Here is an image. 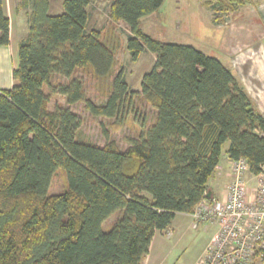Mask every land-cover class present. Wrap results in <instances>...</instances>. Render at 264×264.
<instances>
[{
    "label": "trees",
    "instance_id": "16d2710c",
    "mask_svg": "<svg viewBox=\"0 0 264 264\" xmlns=\"http://www.w3.org/2000/svg\"><path fill=\"white\" fill-rule=\"evenodd\" d=\"M31 11L18 44L14 84L0 89V264H142L152 236L176 212L192 213L205 198L221 157L244 158L249 172L264 164V114L230 67L187 44L162 42L140 19L164 0H111L108 17L128 29L136 60L154 55L139 94L154 109L136 137L120 149L81 136V118L69 105L82 102L94 116L122 122L132 111L122 69L101 102L90 99L74 75L89 68L107 77L115 57L101 32L87 28L92 0H24ZM9 44V19L0 0V46ZM55 77L68 79L54 82ZM62 95L65 105L54 103ZM57 169L66 188L49 194ZM120 215L108 230L103 223Z\"/></svg>",
    "mask_w": 264,
    "mask_h": 264
},
{
    "label": "rangeland",
    "instance_id": "374dc122",
    "mask_svg": "<svg viewBox=\"0 0 264 264\" xmlns=\"http://www.w3.org/2000/svg\"><path fill=\"white\" fill-rule=\"evenodd\" d=\"M61 1L51 0L53 10ZM110 1H91L87 28L96 26V30H101L102 39L107 40L112 48L115 57L112 72L107 77L97 78L87 67L76 70L74 75L83 81L86 95L99 103L105 100L115 73L122 69L129 90L134 92L129 107L132 111L118 122L114 118L90 114L82 102L69 105V108L80 116V133L85 139L99 146L106 141H114L120 149H125L127 138L139 134L141 122L148 127L154 120V109L139 94L142 76L152 68L154 55L144 50L135 61L131 59L126 46L130 33L128 27L122 22L108 20ZM18 7L28 19L30 6L19 0ZM96 11L99 14L94 25L92 14ZM140 28L155 40L191 45L219 59L230 67L237 81L246 88L254 108L264 114V0H164L156 11L141 20ZM67 80L53 79L54 82ZM54 103L65 105V99L54 94L49 108ZM227 145L228 142L223 144L220 159L225 156ZM219 162L218 169L223 165V159ZM250 178L248 173L246 182L252 188L254 182ZM214 181L215 176L212 175L209 182L213 184ZM65 188V172L57 169L48 193H59ZM119 215V212L112 214L102 229L108 230Z\"/></svg>",
    "mask_w": 264,
    "mask_h": 264
},
{
    "label": "built area",
    "instance_id": "2783aa9c",
    "mask_svg": "<svg viewBox=\"0 0 264 264\" xmlns=\"http://www.w3.org/2000/svg\"><path fill=\"white\" fill-rule=\"evenodd\" d=\"M248 173L252 188L246 182ZM191 215L195 223L217 225L199 264H253L264 257V164L252 174L244 158L232 160L225 197L203 198Z\"/></svg>",
    "mask_w": 264,
    "mask_h": 264
},
{
    "label": "crops",
    "instance_id": "0c3cea01",
    "mask_svg": "<svg viewBox=\"0 0 264 264\" xmlns=\"http://www.w3.org/2000/svg\"><path fill=\"white\" fill-rule=\"evenodd\" d=\"M2 2L4 14L9 19V44L0 46V89H9L14 84L12 70L17 64L18 44L27 33V17L18 7L19 0H2ZM61 11L62 1L53 10L50 0L48 13L55 15ZM98 14L97 11L92 14L94 15V25ZM87 15L88 25L89 6L87 7ZM143 18L140 19V24ZM108 20H110L109 17ZM94 27L90 29H96ZM99 31L101 32V30ZM257 108L261 111L260 107ZM224 155L222 158L223 165L220 169L216 167L212 174L215 176V181L213 184L209 181L207 183L205 199H222L225 197L226 186L230 180L232 160L226 153ZM216 231L217 225L213 222L195 223L191 213L176 212L170 225L163 231H156L152 236L148 253L142 260V264H199ZM253 264H264V258L261 261H254Z\"/></svg>",
    "mask_w": 264,
    "mask_h": 264
}]
</instances>
